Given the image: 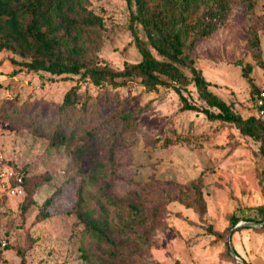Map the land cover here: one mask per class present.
Listing matches in <instances>:
<instances>
[{
  "label": "rangeland",
  "instance_id": "1",
  "mask_svg": "<svg viewBox=\"0 0 264 264\" xmlns=\"http://www.w3.org/2000/svg\"><path fill=\"white\" fill-rule=\"evenodd\" d=\"M248 2L233 0L226 20L190 51L210 88L245 117L263 115L259 99L264 92V0ZM86 3L105 20L95 54L101 63L122 69L125 62L139 61L127 0ZM254 34L260 59L249 42ZM21 61L12 51L0 50V172L19 168L26 178L24 194L15 196L0 181V264H21L20 251L27 264H90L85 252L110 258L89 236L78 206L94 208L119 230L123 247L117 264H264L260 141L235 125L181 110L172 87L149 88L139 76L96 85L80 74L31 71ZM247 64L260 93H251L243 69ZM76 84L87 109L65 116L59 106ZM184 93L207 106L193 83ZM60 123L75 127L81 144L88 143V131L95 135L82 159L75 158L73 146L52 143ZM195 186L201 188L203 214L187 205L195 201ZM133 189L141 193L139 200L136 195L119 199ZM129 199L146 216L143 225L133 221ZM230 233L240 259L228 248Z\"/></svg>",
  "mask_w": 264,
  "mask_h": 264
},
{
  "label": "trees",
  "instance_id": "2",
  "mask_svg": "<svg viewBox=\"0 0 264 264\" xmlns=\"http://www.w3.org/2000/svg\"><path fill=\"white\" fill-rule=\"evenodd\" d=\"M232 1L127 0L131 6L129 27L141 59L125 62L122 69H113L107 63L102 64V60L95 56L105 20L103 15L88 7L86 0H0V50L7 49L19 55L21 63L28 70L47 71L56 75L80 74L96 85L105 82L122 84L139 76L149 88L159 85L172 87L179 95L181 110L198 111L211 120L235 125L243 135L260 141V152L264 156V114L245 117L239 113L232 102L210 88L212 83L195 65L190 54L196 41L212 34L226 20ZM248 3L252 6L254 2L249 0ZM139 26L146 38L140 35ZM249 42L257 49L256 57L260 59L258 35L254 34ZM261 65L264 67L263 61ZM243 69L251 93H260L251 75V64L245 65ZM186 71L191 73V77ZM191 83L196 86L207 106H200L185 95L184 90ZM86 102L87 99L79 97V84H76L65 93L59 112L67 116L78 108L86 110ZM87 135L88 143L81 144L76 128H68L65 123H60L54 130L52 143L56 146H73L75 158L80 160L89 150L90 139L95 137L91 130ZM115 153L112 145L109 152L112 166ZM25 183L24 173V192ZM191 186L194 190V183ZM195 193V201L187 205L197 207L203 214L206 206L201 188L195 186ZM131 195H136L138 200L141 198V193L133 189L119 199ZM54 197H49L45 203H51ZM127 202L134 214L133 221L143 225L146 216L140 206L130 199ZM76 212L89 236L107 249L104 252L112 260L99 253L88 252L84 253V258L90 264H117L114 259L119 257L123 247V240L118 236L119 230H112L108 217L95 215L94 208L85 210L78 206ZM20 255L21 264H27L24 252L20 251Z\"/></svg>",
  "mask_w": 264,
  "mask_h": 264
},
{
  "label": "built area",
  "instance_id": "3",
  "mask_svg": "<svg viewBox=\"0 0 264 264\" xmlns=\"http://www.w3.org/2000/svg\"><path fill=\"white\" fill-rule=\"evenodd\" d=\"M261 106L260 112L264 114V92L261 94L259 99ZM0 181L2 185L7 188V191L11 195H22L24 194V173L19 168L6 167L0 172Z\"/></svg>",
  "mask_w": 264,
  "mask_h": 264
},
{
  "label": "water",
  "instance_id": "4",
  "mask_svg": "<svg viewBox=\"0 0 264 264\" xmlns=\"http://www.w3.org/2000/svg\"><path fill=\"white\" fill-rule=\"evenodd\" d=\"M227 242H228V248L230 250V252L238 259H240L238 257V255L236 254L235 250L232 248V245H231V233L228 235V239H227Z\"/></svg>",
  "mask_w": 264,
  "mask_h": 264
}]
</instances>
